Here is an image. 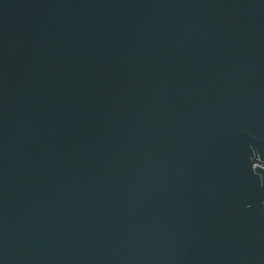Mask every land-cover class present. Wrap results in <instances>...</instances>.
Listing matches in <instances>:
<instances>
[{"label":"water","instance_id":"water-1","mask_svg":"<svg viewBox=\"0 0 264 264\" xmlns=\"http://www.w3.org/2000/svg\"><path fill=\"white\" fill-rule=\"evenodd\" d=\"M0 264H264V0H0Z\"/></svg>","mask_w":264,"mask_h":264}]
</instances>
